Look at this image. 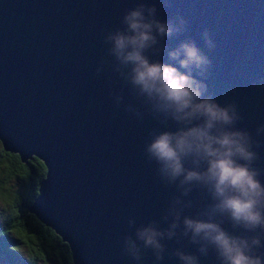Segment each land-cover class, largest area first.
<instances>
[{"label":"water","instance_id":"obj_1","mask_svg":"<svg viewBox=\"0 0 264 264\" xmlns=\"http://www.w3.org/2000/svg\"><path fill=\"white\" fill-rule=\"evenodd\" d=\"M139 2L0 0L1 147L22 163L31 156L43 163L38 193L24 208L68 244L73 264H136L122 251V238H134L128 220L135 227L155 220L166 228L161 217L179 195L174 185L159 181L144 154L151 130L174 131L175 125L148 115L108 64L96 73L101 59H108L103 36L121 27L122 16ZM142 2L155 4L161 21L177 15L187 21V30L164 44L172 49L191 39L210 58L203 80L208 94L221 106L237 104V127L260 142L254 166L264 170V134L255 135L264 124V0ZM204 29L215 43L212 50L201 39ZM150 58L170 63L166 52ZM110 92L124 96L119 108ZM129 103L145 113L142 119L124 111ZM259 179L264 185V174ZM185 199L193 205L185 210L189 216L209 202L198 189ZM162 243V261L143 250L140 264H179L171 255L178 248L198 255L186 239ZM200 264H218L215 253L210 250Z\"/></svg>","mask_w":264,"mask_h":264},{"label":"clouds","instance_id":"obj_2","mask_svg":"<svg viewBox=\"0 0 264 264\" xmlns=\"http://www.w3.org/2000/svg\"><path fill=\"white\" fill-rule=\"evenodd\" d=\"M120 24L103 36L108 59H101L96 73L108 64L148 115L162 125L169 121L175 125L174 131L151 130L144 154L148 163L155 164L159 181L179 192L161 217L166 228L155 220L140 227L128 220V227L135 228L134 238H122L123 253L140 264L142 251L151 250L160 262L166 251L163 241L186 239L198 255L178 248L171 255L179 264H200L210 250L218 264H264V252L259 251L264 248V185L259 179L264 170L254 166L260 159L255 149L261 144L237 127L242 116L235 102L221 106L208 94L203 80L212 61L191 39L168 49L164 41L183 34L187 21L179 15L157 19L155 4L141 0L125 12ZM201 39L207 49L215 48L207 29ZM165 52L170 63L150 58ZM109 95L117 108L123 104L122 94ZM124 111L138 120L145 114L131 103L124 105ZM262 134L264 124L255 129L256 137ZM194 189L206 193L209 202L193 215H184L193 206L185 198Z\"/></svg>","mask_w":264,"mask_h":264},{"label":"trees","instance_id":"obj_3","mask_svg":"<svg viewBox=\"0 0 264 264\" xmlns=\"http://www.w3.org/2000/svg\"><path fill=\"white\" fill-rule=\"evenodd\" d=\"M44 174L45 167L38 158L31 156L22 163L0 143V199L6 205L4 210L0 208V253L9 257L10 264H73L68 244L24 208L37 195ZM8 179L18 182L15 189L3 187ZM19 248L27 255H20Z\"/></svg>","mask_w":264,"mask_h":264},{"label":"rangeland","instance_id":"obj_4","mask_svg":"<svg viewBox=\"0 0 264 264\" xmlns=\"http://www.w3.org/2000/svg\"><path fill=\"white\" fill-rule=\"evenodd\" d=\"M18 185V182L16 181H13L12 179H8L6 183L3 184V187L4 188H7L8 186H11L12 189H15V187ZM21 187H19L18 189H20ZM5 207V203H4V200H1L0 199V208L1 207ZM4 207H3V210H4ZM3 210L0 212V220L2 219V214H3ZM6 249V248H5ZM19 254L20 255H23V256H26V251L24 248H19ZM9 257L5 254V253H0V264H10V261H9ZM37 264H40V263H37Z\"/></svg>","mask_w":264,"mask_h":264},{"label":"bare ground","instance_id":"obj_5","mask_svg":"<svg viewBox=\"0 0 264 264\" xmlns=\"http://www.w3.org/2000/svg\"><path fill=\"white\" fill-rule=\"evenodd\" d=\"M11 153V152H10ZM42 223V222H41ZM43 224V223H42ZM45 225V224H44ZM46 226V225H45Z\"/></svg>","mask_w":264,"mask_h":264}]
</instances>
